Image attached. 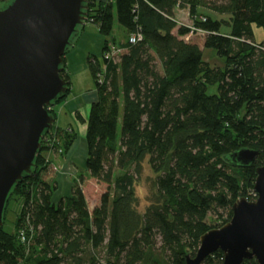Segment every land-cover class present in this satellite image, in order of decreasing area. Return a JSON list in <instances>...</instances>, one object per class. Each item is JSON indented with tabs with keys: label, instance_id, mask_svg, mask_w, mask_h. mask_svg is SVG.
Here are the masks:
<instances>
[{
	"label": "trees",
	"instance_id": "1",
	"mask_svg": "<svg viewBox=\"0 0 264 264\" xmlns=\"http://www.w3.org/2000/svg\"><path fill=\"white\" fill-rule=\"evenodd\" d=\"M88 6L87 23L106 41L100 59L88 61L98 101L87 121L86 173L108 191L90 211L80 178L70 197L52 203L58 185L47 179L52 164L44 153L60 149L65 155L78 138L73 129L52 127L32 174L8 198L4 225L12 201L23 207L14 230L0 231V264H186L205 234L229 223L238 201L257 199V169L264 166V40L257 42L253 28L264 34V0H89ZM181 9L188 10L191 26L176 20ZM116 21L128 39L140 34L142 40L131 45L127 39L117 60L108 61ZM195 36L203 49L188 41ZM207 49L225 60L224 67L204 59ZM65 57L67 92L50 108L55 120L53 108L70 93ZM243 149L259 153L252 166L227 161ZM146 168L155 179L141 213L136 187ZM220 211L226 213L222 225L210 224ZM27 227L29 250L19 240ZM223 261L218 251L203 264Z\"/></svg>",
	"mask_w": 264,
	"mask_h": 264
},
{
	"label": "water",
	"instance_id": "2",
	"mask_svg": "<svg viewBox=\"0 0 264 264\" xmlns=\"http://www.w3.org/2000/svg\"><path fill=\"white\" fill-rule=\"evenodd\" d=\"M89 0H8L0 6V231L14 188L30 176L45 135L55 125L50 108L67 92L63 58L88 20ZM259 153L229 156L252 166ZM256 200L238 201L232 218L205 234L186 264H203L220 251L223 264H264V166L257 169Z\"/></svg>",
	"mask_w": 264,
	"mask_h": 264
},
{
	"label": "crops",
	"instance_id": "3",
	"mask_svg": "<svg viewBox=\"0 0 264 264\" xmlns=\"http://www.w3.org/2000/svg\"><path fill=\"white\" fill-rule=\"evenodd\" d=\"M96 1L106 2L108 0ZM186 12V9L177 10L175 12L176 20H182ZM116 23L117 21L114 27L115 39L113 42L117 48L123 49L125 44L124 37L127 36V34L123 38L121 37L120 40L118 33H122V31L120 28L116 30ZM80 31H82V33L79 39L65 57L66 67L71 77L70 93L62 104L53 108L56 114V127L60 129H73L78 133L77 141H75L73 147L69 151L65 163L60 167L63 171H60L57 175L58 190L52 197V203L54 204H57L62 198L71 196L73 184L69 182V180H72L69 178L76 174V170H74L75 174H70V167L78 166L80 170L84 169L83 171H86L87 121L91 106L98 101L96 82L89 70L88 61L90 57L100 59L106 39L99 34L98 28L93 24L86 23ZM199 46L203 49V40ZM77 114H79L84 123L76 117ZM51 162L54 164L55 160L52 158ZM62 185L67 188L65 193L61 192Z\"/></svg>",
	"mask_w": 264,
	"mask_h": 264
},
{
	"label": "rangeland",
	"instance_id": "4",
	"mask_svg": "<svg viewBox=\"0 0 264 264\" xmlns=\"http://www.w3.org/2000/svg\"><path fill=\"white\" fill-rule=\"evenodd\" d=\"M201 12H202L203 16H208L207 11L204 10ZM225 19L227 20L226 17H225ZM179 23L181 25L184 24L186 26H191V17L189 15L188 10L186 13H184L183 19L179 20ZM119 28L122 31V33L121 32L118 33V37L121 40V37L123 38L126 35V33H125V30L118 23H116V30H118ZM253 31H254L257 42L258 43L262 42L264 40V34H263L262 30L254 27ZM123 32H124V34H123ZM127 39H128V36H125L124 37V40H125L124 43L128 42L129 39L128 40ZM187 39H189V37L186 38V40ZM201 39H202L201 36H195L193 38H190L188 41H190L194 44L200 45L201 41H202ZM204 59L208 63H210V65L212 67L222 68L225 65V60L219 58L216 55V52L214 50H209V49L205 50L204 51ZM216 92H217L216 88H211L209 91V93H211V94H215ZM78 115L79 114H77L76 117ZM54 126H55L54 130H57L56 125H54ZM69 132H71V130H69ZM44 156H45L44 158H46V161H48L50 164H52L50 167L49 173L47 175V179H50L52 181H56V183L58 185L56 178H57V175L59 174V172L63 171V170H61L60 167H62V165L65 163V159L67 158L68 153L64 155L63 151L59 149L58 152H53V151L47 152L46 151L44 153ZM52 158L55 160L54 164L51 162ZM74 170H76V174L74 173ZM83 170H80V168L78 166H71L70 167V174L74 173L75 175H73V176H71V178H69V179H72V180H69V182L70 183L72 182V184H73L74 181H79L80 178L82 179L81 187H82L84 196L86 198V201H87V204H88L90 211H93V209L96 208L100 204L101 197L108 191V187H107V185L90 178L89 174ZM153 179H155V176L153 175V173L148 168H146L141 179H140V182L138 183V185L136 187V194L138 197V210L141 213H144L145 209L149 205L148 200H149L150 195H151V181ZM72 187H73V185H72ZM66 189L67 188L64 185H62L61 192L65 193L67 191ZM22 204L23 203L21 201L18 202L16 200H14L9 205L6 220H5V225H4V229L6 231L12 232L14 230V223L16 221L18 214L20 213V211L23 207ZM220 216H222L221 219H219ZM224 219H226V213L220 211V212H218L217 216L211 215L209 217V223L212 225H222ZM102 264H104V263H102Z\"/></svg>",
	"mask_w": 264,
	"mask_h": 264
},
{
	"label": "built area",
	"instance_id": "5",
	"mask_svg": "<svg viewBox=\"0 0 264 264\" xmlns=\"http://www.w3.org/2000/svg\"><path fill=\"white\" fill-rule=\"evenodd\" d=\"M192 29V28H191ZM194 31V29H192ZM197 31V30H196ZM195 32V31H194ZM199 34H204L202 31H197ZM142 40V36L140 34H133L129 38V44L134 45ZM120 48H117L115 45L109 46V51L105 54V60L108 61H116L118 56L121 54ZM103 75L98 76V83H102ZM256 196V195H255ZM28 227L24 230H21L19 233L20 242L26 247L27 250L30 248L31 238L27 236Z\"/></svg>",
	"mask_w": 264,
	"mask_h": 264
}]
</instances>
